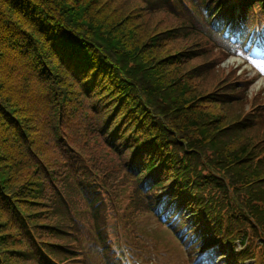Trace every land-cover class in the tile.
I'll use <instances>...</instances> for the list:
<instances>
[{
  "label": "trees",
  "instance_id": "1",
  "mask_svg": "<svg viewBox=\"0 0 264 264\" xmlns=\"http://www.w3.org/2000/svg\"><path fill=\"white\" fill-rule=\"evenodd\" d=\"M160 13L216 64L264 47V0H0V264H137L119 179L194 264H264V145L170 74Z\"/></svg>",
  "mask_w": 264,
  "mask_h": 264
},
{
  "label": "rangeland",
  "instance_id": "2",
  "mask_svg": "<svg viewBox=\"0 0 264 264\" xmlns=\"http://www.w3.org/2000/svg\"><path fill=\"white\" fill-rule=\"evenodd\" d=\"M139 6L136 1L126 3L127 8ZM145 19L144 25L150 21L151 26H154L151 30L153 33L165 32L161 36L162 40L168 35L174 36L165 39L172 38V42L166 44L163 54L179 52L176 59L181 61L172 65L170 74L180 76L179 81L186 82L189 94L196 93L198 96L206 94L202 105L208 106L206 110L221 118L225 124L241 128L247 125L257 126L244 129L237 142L242 144L248 142L250 149H253L251 143L255 146L264 145L262 117H259V122L254 123L253 120L261 113L260 108L264 105V51L245 53L238 49L239 55L230 56L221 62L218 60L220 63L216 64L214 60L217 58L214 56H201V51H207L201 42L198 45H202L203 48H194L190 45V37L182 38L181 32H173V29H178L179 23L171 16L160 13L146 18L142 15L138 20L141 22ZM211 69L217 70L216 75ZM223 76L227 77L226 82H230L226 86H222L225 80H222ZM220 81L223 82L219 85ZM231 83L234 85L231 86ZM228 95L231 100L228 99ZM243 136L245 138H242ZM258 136H261V139L258 140ZM121 181L122 179H119L114 185L113 199H107L109 207L112 203L117 207L116 216L109 217L110 230L119 237L117 242L125 241L133 251L132 247H137L138 256L135 258L137 264H194L168 226L159 223L151 214L136 211L131 188L129 184H122ZM256 243L264 258V240H257ZM212 264H222L220 256H216ZM245 264L251 262L246 261Z\"/></svg>",
  "mask_w": 264,
  "mask_h": 264
}]
</instances>
